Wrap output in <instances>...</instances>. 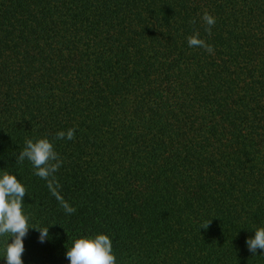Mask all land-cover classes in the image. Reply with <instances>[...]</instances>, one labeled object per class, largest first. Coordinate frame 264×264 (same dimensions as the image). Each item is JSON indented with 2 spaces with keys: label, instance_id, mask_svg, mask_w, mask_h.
<instances>
[{
  "label": "trees",
  "instance_id": "16d2710c",
  "mask_svg": "<svg viewBox=\"0 0 264 264\" xmlns=\"http://www.w3.org/2000/svg\"><path fill=\"white\" fill-rule=\"evenodd\" d=\"M197 32L214 54L189 47ZM41 138L72 214L16 162ZM5 172L49 228L29 229L24 264H70L98 234L117 264H264L246 244L264 227V0H0Z\"/></svg>",
  "mask_w": 264,
  "mask_h": 264
},
{
  "label": "clouds",
  "instance_id": "9594fccd",
  "mask_svg": "<svg viewBox=\"0 0 264 264\" xmlns=\"http://www.w3.org/2000/svg\"><path fill=\"white\" fill-rule=\"evenodd\" d=\"M202 20L207 25L206 31L211 35V29L216 23L214 16L204 12ZM192 23H195L193 20ZM189 47L203 48L209 54H214V48L199 33L188 37ZM75 139V129H68L56 133V139ZM25 148L16 157L17 163H23L27 159L35 169V175L47 181V187L51 194L60 202L61 207L67 214L76 211L74 207L64 200L59 189L61 185L56 179L55 173L62 165V160L56 152L54 144L47 138H41L36 142L31 139L25 141ZM27 193L26 187L15 175L7 172L0 177V237H11V242L6 243V264H24L25 252L24 238L30 228L39 231L40 242L49 237V228H37L30 226L29 217L24 213L23 203ZM212 220L205 221L201 229H208ZM55 225V224H54ZM249 251L255 255L257 250H264V227L255 230L254 238L246 240ZM70 264H117L113 244L106 234H98L94 237H84L75 240L73 246L66 253Z\"/></svg>",
  "mask_w": 264,
  "mask_h": 264
}]
</instances>
